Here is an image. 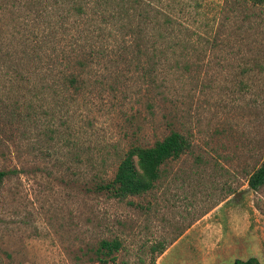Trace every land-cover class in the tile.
I'll return each instance as SVG.
<instances>
[{"label": "rangeland", "instance_id": "rangeland-1", "mask_svg": "<svg viewBox=\"0 0 264 264\" xmlns=\"http://www.w3.org/2000/svg\"><path fill=\"white\" fill-rule=\"evenodd\" d=\"M86 1L0 0V264H264V0H143L175 13L156 58L116 53L132 25L95 11L118 0ZM171 131L190 148L153 188L95 189Z\"/></svg>", "mask_w": 264, "mask_h": 264}, {"label": "trees", "instance_id": "trees-1", "mask_svg": "<svg viewBox=\"0 0 264 264\" xmlns=\"http://www.w3.org/2000/svg\"><path fill=\"white\" fill-rule=\"evenodd\" d=\"M90 1L93 0H87L86 2L89 3ZM150 2L147 3L143 0H118L114 9L95 11L101 17L99 21L102 24L106 25L112 20L115 25L116 20L117 25H132L129 33L123 34L122 38L127 40H122V43L117 46L119 51L116 50V53L134 54L151 58L166 55V50L160 49L155 40L164 42L165 39H169L172 36V32L175 31V25H172L175 13H164L158 11L159 9L151 11L155 7L152 5L151 8ZM95 3L97 4L96 6L101 5L97 0ZM84 8L83 5L76 8L74 16L81 17V15H85L88 17V22H93L94 11H87ZM176 14L180 15L178 12ZM149 24L153 27H148ZM149 39L154 40L150 46L148 45ZM77 63L84 68L85 64L83 61H78ZM148 72L151 73L152 69H148ZM68 82L76 91L82 86L83 79L71 75L68 77ZM189 148L190 142L178 131L169 132L150 146L133 144L118 163L113 178L107 182L97 184L95 189L97 191H106L110 197L119 199L146 192L153 188L155 182L159 179L160 166L167 160L178 158ZM4 175L5 172L0 170V182ZM262 185H264V160L248 178V186L251 189L256 190ZM120 247L121 242L118 239H102L98 246L100 259L104 261L113 260L115 258L113 252L119 250ZM224 264L262 263L256 257H249L247 259L236 258L232 263Z\"/></svg>", "mask_w": 264, "mask_h": 264}]
</instances>
